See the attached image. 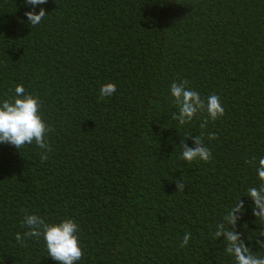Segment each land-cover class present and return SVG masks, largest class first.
I'll return each mask as SVG.
<instances>
[{
    "label": "trees",
    "instance_id": "1",
    "mask_svg": "<svg viewBox=\"0 0 264 264\" xmlns=\"http://www.w3.org/2000/svg\"><path fill=\"white\" fill-rule=\"evenodd\" d=\"M40 8L48 14L31 26L26 0H0V104L22 84L52 129L46 161L35 143H0V264H59L43 236H24L28 214L79 225L76 264H236L215 231L239 198L236 230L264 257V222L247 196L264 183L247 163L264 157V0ZM184 80L202 99L218 95L225 115L201 128L204 111L180 125L171 84ZM106 83L117 91L101 98ZM195 136L210 161L182 159L181 142L195 147Z\"/></svg>",
    "mask_w": 264,
    "mask_h": 264
},
{
    "label": "clouds",
    "instance_id": "2",
    "mask_svg": "<svg viewBox=\"0 0 264 264\" xmlns=\"http://www.w3.org/2000/svg\"><path fill=\"white\" fill-rule=\"evenodd\" d=\"M26 3L33 7V10L25 13L31 26L39 25L43 18L48 14L44 8L39 12L35 7L47 3V0H26ZM188 81L171 84V94L175 98V103L179 106V114L175 118L180 125H185L193 121L198 113L207 112V117L200 127L207 126L208 119L215 121L225 115V108L222 106L220 97L212 94L207 99H202L201 95L187 87ZM100 97H109L117 91L115 83H106L100 88ZM51 126L43 119L41 113L40 98L30 93H26L25 87L18 84L15 87V97L12 100L5 99L0 104V143H7L20 150L25 145L35 143L40 149L41 160L46 161L51 151V145L47 141V134L51 131ZM217 134L209 133L210 140L215 139ZM195 147H189L187 142L182 141V159L191 163L192 161L208 162L212 159V153L205 147L200 136L193 137ZM256 168L258 178L264 182V157H255L247 161ZM177 191L185 192L186 181L176 180ZM247 196L254 201L253 214L259 222H264V183L259 187H250ZM245 211L244 201L239 198L227 215L224 222L217 225L215 238L219 240L224 237L226 243L225 251L232 255L236 264H264V257H258L253 253L252 248L248 247L242 233L236 230V225L240 216ZM24 225L29 229L24 236L29 238H40L43 236L48 251V256L59 264H76L83 258L84 252L79 241V225L73 219H64L56 224L46 223L45 220L35 214H28L24 217ZM226 225L230 227H226ZM24 236L16 234V241L24 246ZM264 237V232L261 233ZM191 233L184 235L181 247L188 245ZM257 243L264 248V239Z\"/></svg>",
    "mask_w": 264,
    "mask_h": 264
}]
</instances>
